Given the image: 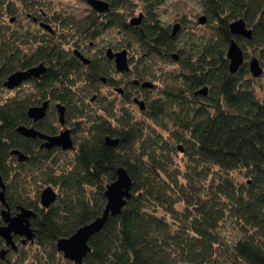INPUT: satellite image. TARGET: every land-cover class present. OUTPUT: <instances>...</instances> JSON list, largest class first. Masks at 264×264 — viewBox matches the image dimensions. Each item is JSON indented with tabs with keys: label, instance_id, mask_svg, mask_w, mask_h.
<instances>
[{
	"label": "trees",
	"instance_id": "obj_1",
	"mask_svg": "<svg viewBox=\"0 0 264 264\" xmlns=\"http://www.w3.org/2000/svg\"><path fill=\"white\" fill-rule=\"evenodd\" d=\"M13 1L0 0V26L16 12ZM30 1L21 2L32 13L38 3ZM104 1L109 14L93 11L81 19L51 9L55 14L46 18L51 31L38 46L29 34L21 39L17 32L19 46L11 47L9 31L0 28L9 35L0 48V84L14 71L48 66L31 94L0 105L5 198L13 214L21 207L36 212L31 219L36 237L29 245L37 249L30 253L23 245L2 258L6 244L0 238V264H75L58 252L57 241L102 215L107 186L119 167L129 172L133 195L90 239L84 264H264V73L253 78L245 63L232 75L226 57L235 39L264 69V0H201L208 33L188 39L173 36L161 23L156 10L166 0ZM138 1L145 20L132 27L127 18ZM236 19L247 22L252 40L231 34ZM111 30L122 32L121 51L140 52L123 77L102 54L90 66L75 54L82 51L80 39L96 40ZM244 56L249 58L247 51ZM169 61L178 69L165 74L170 77L163 87L145 90L133 83L159 82L165 72L160 62ZM103 78L112 88L123 87V95L117 89L114 100L92 94L100 92ZM203 87L208 96L196 95ZM137 98L145 110L135 104ZM48 99L54 108L34 125L48 135L60 133L55 105L61 104L65 127L74 130L71 151L42 149L41 140L16 131L33 125L28 109ZM107 136L120 139L118 146H109ZM14 150L28 161L19 162ZM48 187L57 188L59 198L44 208L40 196Z\"/></svg>",
	"mask_w": 264,
	"mask_h": 264
},
{
	"label": "water",
	"instance_id": "obj_2",
	"mask_svg": "<svg viewBox=\"0 0 264 264\" xmlns=\"http://www.w3.org/2000/svg\"><path fill=\"white\" fill-rule=\"evenodd\" d=\"M93 9L98 13H107L110 11L111 6L104 0H88ZM144 16L140 14L139 16L133 17L130 21V25L140 26ZM207 21L206 16H202L199 19V24L204 25ZM46 29L51 31V26L48 24L44 25ZM180 29V25L175 26L173 35H176L178 30ZM230 32L233 36H238L242 38H246L248 40L253 39V30L248 27L247 22L243 19L233 20L230 24ZM229 48L226 54V57L229 60V70L232 75H236V73L242 68V66L246 63L244 51L240 45H238L237 41L234 39L229 44ZM107 58L110 61H115L117 72L124 74L129 73L130 71V61L128 54L129 51L123 49V51L115 52L112 49H107ZM78 56L80 52H77ZM175 59H177V54L173 55ZM83 62L86 64H90L89 61L83 57H81ZM248 67L250 73L253 78H260L264 69L260 65L259 59L256 57H252L250 61H248ZM46 72V67L43 64L39 66H35V68H31L24 71H17L13 73L10 78L4 83V86L10 90H14L16 87L20 86L25 80H29L36 77H41L42 74ZM135 83H138L136 80ZM144 88L153 89L155 84L153 82L147 81L142 84ZM117 91L119 93H123L121 88H118ZM196 95L200 96H208V88L203 87V89L198 90ZM136 105H139L141 110H145L146 106L143 101H140L138 98L134 100ZM49 106V100L44 102L42 105L31 106L28 110V116L31 120L37 122L43 119L46 116L47 110ZM59 110V119L62 124L65 123V108L62 105L57 106ZM23 137L32 138V139H42L44 141L42 147L46 150H50L53 148L62 149L63 151H71L74 148V141L72 140V130L65 129L60 132L59 135L52 136L41 133L40 131H36L33 127H25L19 126L16 129ZM107 144L112 147L118 146L120 143V139H112L107 136L105 138ZM180 151L183 152V149L180 148ZM12 155L18 156L19 162L28 161L29 156H26L19 150H14L11 153ZM117 179L111 182L106 189L105 195L107 199L106 208L104 209L102 215L98 216L97 219L91 223L86 224L85 226L77 229L76 233L71 237L65 239H59L57 242V250L59 253H62L64 258L70 260L75 264H84V259L88 256L90 251L89 242L90 239L101 232L104 226L107 224L108 220L111 217L119 216L122 213L123 209L126 207V204L132 197V178L124 167H119L117 169ZM5 183L3 178L0 175V202L5 207L2 210V220L4 225L0 224V237L4 240L7 247H11L14 251H17V245L14 243V236H24L23 243L27 244V242H33L36 236L32 225L31 218L35 217V212L33 210H29L26 208H20L19 214L13 216L11 211L9 210V205L7 204V200L5 198ZM41 205L44 208H50L52 204L57 202L58 194L54 190L53 187H48L41 193ZM7 250L3 249L1 251L2 258H5L7 254Z\"/></svg>",
	"mask_w": 264,
	"mask_h": 264
},
{
	"label": "rangeland",
	"instance_id": "obj_3",
	"mask_svg": "<svg viewBox=\"0 0 264 264\" xmlns=\"http://www.w3.org/2000/svg\"><path fill=\"white\" fill-rule=\"evenodd\" d=\"M37 2L38 8L41 6L43 9H45L46 13L49 14H55V12L51 9H61L65 10L69 13H71V16H73L76 19H81L83 16L87 17L89 16V13L91 12V7L89 4H87V0H31L30 2ZM15 4L17 3L20 6V1L16 0L13 1ZM137 4V5H136ZM43 5V6H42ZM134 8H132L133 12L131 15H129V18H127L128 21L132 20L133 17L139 16L141 13H145L142 2L138 1L133 4ZM78 11V12H77ZM53 12V13H52ZM77 12V13H76ZM157 15H159V19L163 26H170L173 28V26L180 25V31H179V36H186L187 39L190 37L196 38V36H201V35H206L208 33V28L206 25L199 24V19L200 17L204 16L205 13H203V6L201 0H166V2L160 6L157 10ZM82 14V15H80ZM26 12L22 13L20 17H18V22L16 24H12L10 27L12 30H19V32L24 33L25 29H29L31 32H38L37 30H40L38 25H35L31 21H28L25 19ZM70 16V15H69ZM70 16V17H71ZM81 16V17H80ZM9 19L10 17L6 16V19L4 20L5 22V29H8L9 26ZM122 36L119 34V32L115 31H108L104 34L101 35L100 38L96 40H89L86 38L80 39V43L83 46L84 50H87L88 53H96L97 51L105 50L106 48H114V49H122L121 44L123 42ZM91 42L94 43L93 46H91ZM91 50V51H90ZM130 51V50H129ZM244 52L247 51L249 54V58L245 59L247 67H248V61L251 60V58L255 55H253V52L250 48L244 50ZM94 57V56H92ZM129 57H130V63H131V68L132 64L136 63L139 58H140V52L139 50L137 51L135 48L134 50L129 52ZM135 65V64H134ZM160 67L165 71L163 77H158V81L156 82L157 86H160L159 88L164 86L163 81H166L165 74H169L170 72H175L178 69V65L175 63L169 61L168 63L164 64L163 62H160ZM120 78V76L118 77ZM152 82L151 78L149 79ZM162 83V84H161ZM122 87V86H121ZM123 88V87H122ZM34 88L29 85L25 84V86L20 87L19 90H14V91H9L7 88L2 87L0 84V105H3V103L10 98H14V96H25L27 94H31L33 92ZM100 94L102 98H106L109 100H114L118 99L117 93L113 89L106 88L104 85L100 88V92H95L92 94ZM157 95V94H156ZM155 95V96H156ZM92 97V95H91ZM93 107L97 108V105H93ZM138 107V106H137ZM51 108H54V104L51 106ZM137 110V109H136ZM54 109L50 112V118L53 117L54 115ZM136 116L141 119L143 118L140 113H136ZM58 115V114H57ZM52 120V119H51ZM56 126L59 127V131L63 130V127L59 122L56 123ZM70 129L73 130V127L69 126ZM74 131V130H73ZM74 133V132H73ZM71 157V155H69ZM243 178L240 177L238 179L239 181L242 180ZM54 190L58 194V189L54 187ZM224 234L227 235L228 237H231V231L229 228L224 229ZM27 248L29 249L28 251L30 253H33L37 251V249L34 246L28 245ZM23 249V246L19 248L21 251Z\"/></svg>",
	"mask_w": 264,
	"mask_h": 264
},
{
	"label": "flooded vegetation",
	"instance_id": "obj_4",
	"mask_svg": "<svg viewBox=\"0 0 264 264\" xmlns=\"http://www.w3.org/2000/svg\"><path fill=\"white\" fill-rule=\"evenodd\" d=\"M22 1V0H21ZM20 1V6L16 3L15 4V10H16V12L14 13V14H11V16H10V19H9V26H8V29H6L7 31H9V35H10V39H11V47L13 46V47H17V46H19L18 45V41H16V39L15 38H17V32L19 33V35H20V37H22L21 39H23L24 37H26L25 35L26 34H29V36H27V39L28 40H30V42L32 41V42H34V41H36V43L37 44H34V45H36V46H38L39 44H40V40L42 39H45V37L47 36V33L49 32L48 31V29H46L45 28V24H47V20H46V18H47V13L45 12V9H43L41 6H39V8H37V10H33V12L35 13L34 15H32V13H30V11H32V10H29V8L28 7H26V5L24 4V2H21ZM87 4H89L88 3V0H87ZM43 6V5H42ZM89 6H90V4H89ZM91 7V6H90ZM91 9V12L89 13V14H92V12L93 11H95L94 9H93V7H91L90 8ZM110 11H111V9H110ZM110 11L109 12H107V13H98V12H96L98 15H100V14H109L110 13ZM26 12V16H25V19L26 20H28V21H31L32 23H34L35 25H38V27H39V29L40 30H37L38 32H31L29 29H25V31H24V33H22V32H19V30H12L10 27L12 26V24H16L18 21V17H20V15H22V13H25ZM78 12V11H77ZM76 12V13H77ZM68 14H71V13H69V12H67ZM66 13V14H67ZM143 16H144V14L143 13H141ZM80 15H82V14H80ZM140 15V14H139ZM81 17V16H80ZM88 17V16H87ZM82 18H84V16L82 17ZM144 20H145V16H144V19H143V21H142V23H141V25L143 24V22H144ZM131 21V20H130ZM130 23V22H129ZM140 25V26H141ZM1 27H3L4 29H5V27H4V25H2V26H0V28ZM134 27H138V26H134ZM169 28L171 29V32H172V35H173V32H174V28H175V26H173V28H171L170 26H169ZM179 31H180V29L178 30V32L176 33V35H173V36H177L178 34H179ZM4 32L5 31H0V48H1V45H2V43H3V39H5V37H9V35L8 36H6L7 34H4ZM119 34L121 35V36H123L122 35V32H119ZM32 39H35V40H32ZM31 42V43H32ZM82 44V43H81ZM91 44V46H93L94 45V43L93 42H91L90 43ZM82 46V45H81ZM107 49H112V50H114L115 52H119V51H121V50H118V49H114L113 47L112 48H106L105 50H99V51H97L96 53L94 52V53H92L93 55H91V53H88L87 52V50H84V48H83V46H82V51H78V50H75V54H76V57L81 61V63H83L85 66H90L91 65V61L92 60H95V59H98V57H100L101 56V54L102 55H104V57L108 60V58H107ZM91 51V50H90ZM77 52H80V55L81 56H78L77 55ZM174 54H177V53H174ZM173 54V55H174ZM172 55V57H173V59L174 60H176V61H179V59L177 58V59H175L174 58V56ZM92 56H94V57H92ZM81 57H83V58H85V59H87L88 61H89V63L90 64H86V63H84L83 62V60H82V58ZM128 57H129V54H128ZM178 57V56H177ZM109 62H111L113 65H114V67H115V69H116V65H115V61L113 60V61H110V60H108ZM128 61H130V57H129V60ZM131 62V61H130ZM40 64H43V65H45V67H46V70H47V68H48V66H47V64H45V63H40ZM40 64H37V65H35V66H39ZM35 66L34 67H32V68H35ZM29 69H31V68H29ZM24 70H28V69H24ZM24 70H17V71H24ZM131 70H132V68H131V63H130V71H129V73H124V74H121L120 73V76H125L126 74L128 75V74H130L131 73ZM17 71H14L13 73H15V72H17ZM12 73V74H13ZM11 74V75H12ZM44 74H46V72L44 73ZM44 74H42L41 75V77H36V78H32V79H29V80H25V82H23L20 86H18V87H16L14 90H19L20 89V87H22V86H25V84H29V85H31L34 89H36V87H35V85H36V80H38V81H40L41 79H42V77H43V75ZM11 75H9L3 82H2V87H4V88H6L5 86H4V83L10 78V76ZM121 77V78H122ZM129 80V79H128ZM137 80V79H136ZM136 80H133V83L135 84V85H138L139 87H141V88H143V89H145V90H147V89H149V90H151V88H144L143 86H142V84H143V82H139L138 81V83H135L136 82ZM147 81H150V82H152L151 80H149V79H147ZM146 81V82H147ZM107 82H108V79H105V78H103L102 79V84H104V86L106 87V88H109V89H118V88H120V87H114V88H112V87H110V86H108V84H107ZM154 84H155V86H154V88L157 86V84L155 83V82H153ZM153 88V89H154ZM8 89V88H7ZM122 89V88H121ZM9 91H14V90H10V89H8ZM136 91H139V89L138 90H136ZM119 93V92H118ZM120 95H123V93L121 94V93H119ZM96 96V95H95ZM142 99H143V97H141ZM93 99H95V97L93 98ZM139 99V98H138ZM49 100V106H48V110H47V113H46V116L43 118V119H41V120H39V121H37V122H35V121H33V120H31L30 118V120L31 121H33V125H30V126H25V127H29V128H31V127H33L36 131H40L39 129L37 130L36 129V127H35V125L34 124H38V122H41V121H43L47 116H48V113H49V111L51 110L50 108H51V106L53 105V103L51 102V100L50 99H48ZM135 100V99H134ZM140 100V99H139ZM144 100V99H143ZM140 101H142V100H140ZM46 102V101H45ZM144 102V101H143ZM136 104V103H135ZM59 104H56L55 105V109H57V114H58V120L60 121V119H59V110H58V108H57V106H58ZM61 105V104H60ZM40 106V105H39ZM65 115H66V110H65ZM29 117V116H28ZM65 118V117H64ZM60 124L63 126V127H65V123L64 124H62L61 122H60ZM22 126H24V125H22ZM65 129H69V130H72V129H70V128H68V127H65V128H63V130H65ZM63 130H60V132L61 131H63ZM41 133H43V134H46V133H44V132H42V131H40ZM60 133H58V134H56V135H59ZM46 135H48V134H46ZM49 135H51V134H49ZM48 135V136H49ZM56 135H52V136H56ZM71 136L73 137V130H72V134H71ZM39 140H41V148L42 149H45V148H43L42 147V145H43V143H44V141L42 140V139H40V138H38ZM73 140V139H72ZM48 151H50V150H48ZM40 202H41V200H40ZM0 204L2 205V203L0 202ZM3 206V205H2ZM5 207L3 206V208H2V210L4 209ZM22 208V207H21ZM1 210V211H2ZM9 210H10V208H9ZM30 210V209H29ZM32 210V209H31ZM34 211V210H33ZM19 212H20V209H19ZM19 212L18 213H16V214H13L12 213V211H11V214L13 215V216H15V215H17V214H19ZM35 212V211H34ZM35 217H36V212H35ZM35 217H33V218H35ZM33 218H31V219H33ZM0 224L1 225H4V222H3V220H2V214H1V221H0ZM31 225H32V228H33V230H34V232H35V229H34V227H33V224H32V221H31ZM36 233V232H35ZM36 237V236H35ZM1 238V237H0ZM24 236H18V235H16V236H14V243L17 245V248H18V250H19V248H20V246L22 245H24V246H28L29 244H30V242H27V244H25V243H23V240H24ZM2 239V238H1ZM3 240V239H2ZM31 244H32V242H31ZM5 250H7L8 252H7V254L8 253H10V251L11 250H13L11 247H7L6 246V248H5ZM17 250V251H18ZM14 251V250H13Z\"/></svg>",
	"mask_w": 264,
	"mask_h": 264
}]
</instances>
